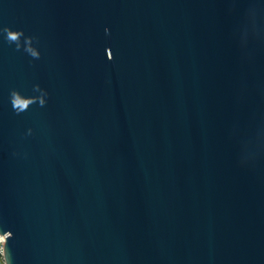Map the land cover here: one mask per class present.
<instances>
[{"label":"water","instance_id":"water-1","mask_svg":"<svg viewBox=\"0 0 264 264\" xmlns=\"http://www.w3.org/2000/svg\"><path fill=\"white\" fill-rule=\"evenodd\" d=\"M0 234L6 264H264V0H0Z\"/></svg>","mask_w":264,"mask_h":264},{"label":"clouds","instance_id":"clouds-1","mask_svg":"<svg viewBox=\"0 0 264 264\" xmlns=\"http://www.w3.org/2000/svg\"><path fill=\"white\" fill-rule=\"evenodd\" d=\"M10 36L14 38V34L10 33ZM0 264H6L5 255L2 247H0Z\"/></svg>","mask_w":264,"mask_h":264},{"label":"built area","instance_id":"built-area-1","mask_svg":"<svg viewBox=\"0 0 264 264\" xmlns=\"http://www.w3.org/2000/svg\"><path fill=\"white\" fill-rule=\"evenodd\" d=\"M4 237L0 234V247L3 249Z\"/></svg>","mask_w":264,"mask_h":264}]
</instances>
